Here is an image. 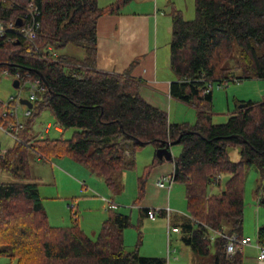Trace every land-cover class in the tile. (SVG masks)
Returning <instances> with one entry per match:
<instances>
[{"label": "trees", "instance_id": "trees-1", "mask_svg": "<svg viewBox=\"0 0 264 264\" xmlns=\"http://www.w3.org/2000/svg\"><path fill=\"white\" fill-rule=\"evenodd\" d=\"M20 1L25 5L30 0ZM32 1L40 23L33 41L0 37V79L4 70L21 77L29 73L47 87L15 131L12 146L0 153V170L16 178L0 182V255L15 264H167L164 257L139 253V231L134 248L125 247L123 230L132 226L129 214L109 209L94 237L79 226L75 212L71 225L50 224L29 162L32 155L43 160L68 157L114 190L120 187L116 175L135 167L137 150L148 144L155 151L179 144L180 153L171 159L172 180L183 184L187 210L170 216V225L180 229L181 241L193 252L192 264H242V251L228 255L221 234L243 235L244 174L251 166L262 177L256 191L258 204L264 206V99L237 100L234 113L215 123L212 88L214 83L224 87L231 81L264 79V0H194L192 19L170 8L169 66L176 77L170 94L195 107L192 123L170 122L167 112L140 95L139 81L128 73L136 61L124 73L97 68V20L119 12L130 0L103 6L97 0ZM22 11L5 4L0 17L12 19ZM233 42L242 63H237L240 76L225 66ZM67 44L81 47L84 57H52ZM9 104L0 101V125L16 122L7 114ZM44 109L52 113L58 130L73 129L71 137L32 136V121ZM230 146L238 147L239 160H230ZM163 160L155 155L146 169ZM221 173L230 175L224 189L209 193V186L220 184ZM145 179L137 178L135 204L143 197ZM148 210L140 209V216ZM256 239L264 245V223Z\"/></svg>", "mask_w": 264, "mask_h": 264}, {"label": "rangeland", "instance_id": "rangeland-1", "mask_svg": "<svg viewBox=\"0 0 264 264\" xmlns=\"http://www.w3.org/2000/svg\"><path fill=\"white\" fill-rule=\"evenodd\" d=\"M110 1L111 0H97L99 5L107 4ZM180 2L185 17L188 19L194 18L195 1L180 0ZM54 51L58 56L68 55L78 59L84 56L83 49L75 44H67L65 47L55 49ZM237 63L238 46L233 42L232 52L225 66L231 68L235 75L240 76L241 68H237V66L242 63ZM13 80L14 78L11 74H3L0 79V101L3 103L8 102L10 96L13 95H17L20 99L28 100V90L13 88ZM212 93L213 122L223 123L228 119L230 112L235 110V103L237 100L259 101L264 99V79H243L239 82L231 81L224 87L214 83ZM23 111L24 106L20 105L18 107V114L22 121L25 120L22 115ZM46 128L47 131H45ZM31 130L32 136L39 138L49 137L51 139H66L71 137L73 132L71 128L58 130L55 126L54 117L48 109L42 110L35 116L31 124ZM13 141L14 139L11 135L0 130L1 150L8 149L12 146ZM170 150L173 157L177 156L181 151V146L179 144H174L171 146ZM227 151L230 160H239L240 155L238 147L230 146ZM154 155L155 148L151 144L145 145L137 150L135 167L116 175L118 186L120 187H116L114 190L108 189L101 176L92 173L81 164V167L85 170V174L78 176L72 169L67 167L68 165H66L65 161H70L68 157H51L48 160H43L32 155L30 156L29 171L34 180L39 182V188L42 189L44 194L40 195L42 196L44 209L50 224L56 226L71 225L76 217L79 226L89 236L94 237L100 228L102 220L105 217L107 218L109 214V212H106L107 205L103 202V198H106L115 201L118 205V211L125 212V214H129L131 217L132 226L123 230L125 245L129 247L131 246L129 245L130 243L132 246L129 247V249H133L140 233L141 245L139 249H141V247L148 242L150 243L152 239L151 243H153L154 230L151 226L147 225V218H142V216H140V206H153L151 204H156L154 206H163L161 204L168 203V199H177L175 191L178 188L180 189L179 194L181 198L184 199V186L181 183L175 182L169 198L166 187L161 189L158 188L156 177L157 174H159V169H166L164 172L168 173L169 169L167 170V167H169V165L171 166V162L167 160L164 162L162 161L148 170L146 166L152 162ZM138 176H145L146 179L143 197L139 204H135L134 201L138 195ZM229 176L228 173H221L220 184L209 186L208 192L217 193L224 189ZM261 180L262 177L260 172L255 166H251L245 170L242 234L248 236L251 239V243L243 246L247 253L242 254V264H245L246 261L248 264H264L257 259L259 251L256 246L257 228L264 223V206L258 204V193L256 191ZM12 181H16V178L10 173L0 170V182ZM68 205L74 207L73 211L76 214L75 217L70 212ZM185 209L187 210L186 201ZM100 218L102 219L100 220ZM139 219L142 221L141 224L138 221ZM165 221L167 222V220ZM178 241H181L180 236L178 237ZM181 245L186 247L182 242ZM139 253L141 254L140 251ZM0 264H15V261L6 255H0Z\"/></svg>", "mask_w": 264, "mask_h": 264}, {"label": "crops", "instance_id": "crops-1", "mask_svg": "<svg viewBox=\"0 0 264 264\" xmlns=\"http://www.w3.org/2000/svg\"><path fill=\"white\" fill-rule=\"evenodd\" d=\"M112 1L114 0L110 2ZM180 3V0H130L119 12L99 17L97 20L96 66L105 72L124 73L129 65L136 61L128 73L130 77L139 81L140 95L153 106L167 112L170 122L192 123L196 116L195 107L174 98L170 94V84L176 77L169 66V43L172 31V19L169 11L174 6L181 10L184 15ZM103 5L106 4H101V6ZM232 113L234 111L230 112V114ZM167 161L171 162V166L167 167L169 172L166 173L164 172L166 169L160 168L156 183L158 179L173 174V162ZM65 163L78 176L85 174V170L75 161L70 159V161L66 160ZM174 184L175 182H172L170 186H165L168 198ZM158 188L164 187L158 186ZM39 192L44 195L41 188H39ZM179 192L180 189H176L177 199H168V203L161 204L163 206L151 204L153 206H140L139 209L169 208L171 216L185 214L186 200L184 196V199L181 198ZM107 200L109 199L103 198L104 204L108 206ZM107 206L106 212L109 210ZM68 208L73 214L74 207L68 205ZM117 209L118 205L114 210ZM145 217L147 218V225L154 230V241L151 243L152 239L150 243L148 242L139 249L141 255L164 257L167 264H192L195 256L189 246L178 241L180 232L171 231L169 236L167 235L168 222L165 221L167 220L165 215L158 213L153 218ZM178 242L180 245L182 242L186 247L182 245L181 247ZM129 245L132 246L130 243ZM125 247L129 249L127 245ZM242 253L246 254L247 251L242 248ZM245 264H248L247 261Z\"/></svg>", "mask_w": 264, "mask_h": 264}, {"label": "built area", "instance_id": "built-area-1", "mask_svg": "<svg viewBox=\"0 0 264 264\" xmlns=\"http://www.w3.org/2000/svg\"><path fill=\"white\" fill-rule=\"evenodd\" d=\"M8 5L10 7H19L22 8L21 15L12 18V19H4L0 17V37H4L7 41L11 40H19L23 39L24 41L32 42L35 38L40 23L38 20L39 16V9L35 5V3L30 0L25 5H22L20 0H0V9H2L3 5ZM20 19L21 24H16V20ZM50 49V48H49ZM57 54L53 53L52 57H56ZM3 74H7L6 70L3 71ZM14 79H17L18 82V89H27L28 90V100L32 103L35 101L39 95V93H43L46 91L47 87L43 82L41 77H32L29 73H26L25 77H21L18 72L12 75ZM21 99L17 95L10 96L8 102V115L15 119V123L9 122L5 126L0 125V130L4 131L5 133L8 132L13 138H15V131L19 128H22L23 121L19 118L18 114V107L20 105L24 106V111L22 113L23 117L26 119L31 114V108L27 105L21 103ZM7 103V102H6ZM6 115V114H5ZM47 131V128L45 129ZM1 153V148H0ZM172 175L167 177H162L157 180V185L159 187L170 186L173 182ZM108 208L115 209L117 204L111 200H107ZM163 212L165 217L167 218L168 226H167V235L169 236L171 231L180 232L178 227H173L170 225V216L171 211L169 208L164 209H149L147 212V216L153 218L158 213ZM226 239L225 243V251L228 255H233L238 251H242L243 246L249 245L251 243V239L247 236H239L237 234H221ZM259 254L257 256L258 261L264 263V245H260L256 243Z\"/></svg>", "mask_w": 264, "mask_h": 264}, {"label": "water", "instance_id": "water-1", "mask_svg": "<svg viewBox=\"0 0 264 264\" xmlns=\"http://www.w3.org/2000/svg\"><path fill=\"white\" fill-rule=\"evenodd\" d=\"M16 24L20 25L21 24V20L17 19L16 20ZM18 82L19 81L17 79L13 80L12 85H13L14 88L18 87ZM20 101H21V103L27 105L28 107H32V103L29 100L21 99ZM241 106H242V104L238 105V107H241ZM155 155L157 156L158 159L171 160L173 158L171 150L168 149V148H158L155 151Z\"/></svg>", "mask_w": 264, "mask_h": 264}, {"label": "bare ground", "instance_id": "bare-ground-1", "mask_svg": "<svg viewBox=\"0 0 264 264\" xmlns=\"http://www.w3.org/2000/svg\"><path fill=\"white\" fill-rule=\"evenodd\" d=\"M75 66H76V65H75ZM75 66H74V67H75ZM76 68H77V67H76ZM13 88H14V87H13ZM17 89H18V88H17ZM17 89H16V90H17ZM22 90H24V89H22ZM20 91H21V90H20ZM44 92H45V91H44ZM49 127H50V126H49ZM6 134H7V133H6ZM16 136H17V134H16ZM14 140H16V139H14Z\"/></svg>", "mask_w": 264, "mask_h": 264}]
</instances>
